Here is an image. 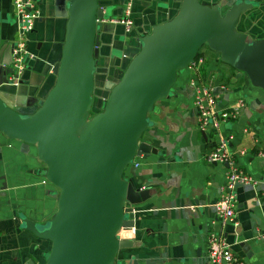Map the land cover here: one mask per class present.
Segmentation results:
<instances>
[{"label":"crops","instance_id":"obj_1","mask_svg":"<svg viewBox=\"0 0 264 264\" xmlns=\"http://www.w3.org/2000/svg\"><path fill=\"white\" fill-rule=\"evenodd\" d=\"M35 1L40 16L28 35L26 68L12 86L0 85V96L22 113L35 111L52 86L51 67L60 57L65 34L66 19L56 15L55 0ZM121 1L103 0L105 16L119 14ZM244 1L252 5V26L264 33V0ZM175 2L133 0L130 31L115 25L114 33L103 36L108 43L101 48L99 61L108 72L107 79L117 80L121 65L137 48L138 38L157 22L167 20L178 7H173ZM16 34L12 0H0V82L11 63ZM207 48L200 50L204 58L200 78L218 86L219 109L237 107V115L216 130L199 129L192 88L186 77L178 81L177 76L171 96L155 104L149 114L151 125L141 136L155 152L143 155L137 165L123 171V178L138 189H150L151 196L133 205L134 227L120 232L133 245L119 250L115 264H208L209 232L225 240L240 264H264V155L258 154L264 149V93ZM105 91L103 88V95ZM228 134L233 136L228 148L237 167L255 180V184L235 186L233 221L221 219L215 208L228 167L204 159L218 138ZM45 169L36 145L0 133V264L46 263L51 242L22 225L23 218L43 224L56 213L60 191L46 180Z\"/></svg>","mask_w":264,"mask_h":264},{"label":"water","instance_id":"obj_2","mask_svg":"<svg viewBox=\"0 0 264 264\" xmlns=\"http://www.w3.org/2000/svg\"><path fill=\"white\" fill-rule=\"evenodd\" d=\"M55 2L56 15L66 21L61 54L51 67L53 84L32 113L0 96V133L36 145L46 180L60 191L48 222L22 219L23 228L51 242L45 264H115L119 250L133 245L120 236L134 227L133 205L151 196L123 171L155 152L141 141L155 104L171 96L178 73L205 45L264 93V33L252 26V5L244 0H177L167 20L138 38L112 81L99 57L108 43L103 36L116 26L99 21L102 1ZM11 72L7 67L0 85L12 84L6 79ZM98 79L108 92L92 114Z\"/></svg>","mask_w":264,"mask_h":264},{"label":"built area","instance_id":"obj_3","mask_svg":"<svg viewBox=\"0 0 264 264\" xmlns=\"http://www.w3.org/2000/svg\"><path fill=\"white\" fill-rule=\"evenodd\" d=\"M121 11L119 14L104 16L101 23H111L122 25L125 32L130 31L132 20L133 0H122ZM14 17L17 25L16 39L12 43V59L9 65L11 74L9 82L15 84L20 80L25 68V60L30 56L28 49V35L34 29L35 22L39 15L38 6L35 0H12ZM100 8L105 12L106 7ZM204 58L199 56L194 63L188 67L192 72L188 84L192 88V103L196 111L198 127L201 130L206 128L218 129L221 123L226 122L237 115V107L232 110L224 111L219 109L220 94L218 86L200 78L199 72L203 66ZM201 79V80H200ZM105 96L101 97V101ZM238 105L242 106V99L237 100ZM228 134L219 137L216 143L205 154L204 159L208 163H224L227 165L226 183L221 193L220 199L215 206L217 215L225 220L233 221L235 217V193L234 188L237 184H255V180L246 172L237 167L235 157L229 151L228 144L232 139ZM264 155V149L258 153ZM137 165L136 161L133 162ZM264 236V233H261ZM206 258L208 264H240V260L232 253L225 240L216 232H209L207 236Z\"/></svg>","mask_w":264,"mask_h":264},{"label":"rangeland","instance_id":"obj_4","mask_svg":"<svg viewBox=\"0 0 264 264\" xmlns=\"http://www.w3.org/2000/svg\"><path fill=\"white\" fill-rule=\"evenodd\" d=\"M203 48H207L206 46H203L202 47V49H200V50H203ZM208 49V48H207ZM206 54V53H205ZM206 57H207V59H208V55H206ZM189 75H190V70L188 69V67L187 68H185L184 70H182V71H180L179 73H178V77H180V79L178 80V81H181V80H183L182 79V77L183 78H187V80H189ZM177 81V82H178ZM179 83H182V82H179ZM99 85H100V82H99V79L97 80V84H96V89L97 88H99ZM100 89V88H99ZM102 96H105V95H103V94H99V96H97V98H96V100H94V105H93V108H94V110L97 112V111H100L101 110V107H102V101H101V97ZM99 100V101H98ZM150 118V117H149ZM149 121H150V119H149Z\"/></svg>","mask_w":264,"mask_h":264},{"label":"trees","instance_id":"obj_5","mask_svg":"<svg viewBox=\"0 0 264 264\" xmlns=\"http://www.w3.org/2000/svg\"><path fill=\"white\" fill-rule=\"evenodd\" d=\"M100 1H102L103 2V0H100ZM101 2V3H102ZM201 55V52L199 51L198 52V55H197V57H199ZM196 57V58H197ZM106 92V91H105ZM99 94H102V90L101 89H99V88H97L96 90H95V97H94V100H96V98H97V96L99 95ZM105 95L107 94V92L106 93H104ZM98 99V98H97ZM99 101V100H98ZM96 111L94 110V108H93V111H91V113L92 114H94Z\"/></svg>","mask_w":264,"mask_h":264}]
</instances>
